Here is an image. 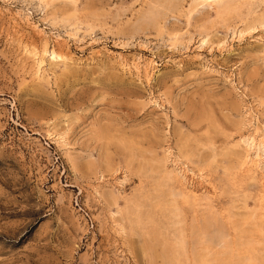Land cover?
<instances>
[{"label": "rangeland", "instance_id": "rangeland-1", "mask_svg": "<svg viewBox=\"0 0 264 264\" xmlns=\"http://www.w3.org/2000/svg\"><path fill=\"white\" fill-rule=\"evenodd\" d=\"M216 1L0 0V264H264V0Z\"/></svg>", "mask_w": 264, "mask_h": 264}, {"label": "bare ground", "instance_id": "bare-ground-1", "mask_svg": "<svg viewBox=\"0 0 264 264\" xmlns=\"http://www.w3.org/2000/svg\"><path fill=\"white\" fill-rule=\"evenodd\" d=\"M218 1V0H217ZM216 1V2H217ZM228 1V0H227ZM230 2V1H229ZM223 4L225 3V2H222ZM222 3H221V5H222ZM217 4H219V3H217ZM228 4V3H227ZM225 5H226V3H225ZM217 6V5H216ZM221 7H225L224 5L223 6H221ZM232 7H233V9L235 8L234 6H233V4H232ZM219 8V7H218ZM227 8V7H226ZM223 10L225 9V8H222ZM221 9V10H222ZM222 10V11H223ZM222 11H221V13H222ZM229 11V9L228 10H225V12H224V15L227 13ZM218 12H219V9H218ZM27 13H28V11H27ZM216 14H217V11H216ZM219 14V13H218ZM228 14V13H227ZM30 15H31V13H30ZM222 16V15H221ZM220 16V17H221ZM20 17V16H19ZM30 17V16H29ZM218 17V16H217ZM227 18V17H226ZM225 18V19H226ZM26 19V18H25ZM221 19V18H220ZM246 19V18H245ZM33 24V23H32ZM36 25H35V23H34V29L35 28H37V27H35ZM38 26V25H37ZM40 31H42V30H40ZM43 31H44V28H43ZM41 34V33H40ZM203 39V38H202ZM46 43V42H45ZM47 44V43H46ZM46 44H44L43 43V47H42V50H43V52H44V55H45V53L47 54V52H48V47H47V45ZM58 49V48H57ZM57 49H53L52 50V52H51V54H52V56L55 58V57H59V58H62V57H64L63 59H65V57L66 56H63L64 54H62V52H60L59 51V49H58V51H57ZM49 53V52H48ZM52 58V57H51ZM58 58V59H59ZM53 59V58H52ZM61 60V59H60ZM40 69V68H39ZM40 71V70H39ZM38 72V71H37ZM256 138V137H255ZM255 138H251L250 140V142L253 144V145H258V146H263L264 147V139H262V140H260L259 142H258V144L256 143V141H255ZM246 142H247V140H246ZM252 145V146H253ZM254 147V146H253ZM253 149V148H252ZM257 150H258V148H257ZM258 154H260V152L258 153ZM263 154V153H262ZM258 157V156H257ZM257 157H256V159H257ZM256 164V163H255ZM259 164V163H258ZM256 167V166H255ZM259 167V166H258ZM114 221H116V220H114ZM116 222H118V221H116Z\"/></svg>", "mask_w": 264, "mask_h": 264}]
</instances>
